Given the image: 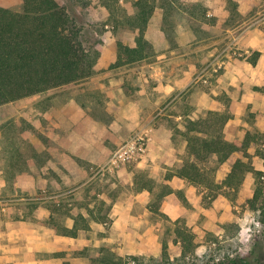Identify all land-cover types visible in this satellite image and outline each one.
<instances>
[{"label":"rangeland","instance_id":"obj_1","mask_svg":"<svg viewBox=\"0 0 264 264\" xmlns=\"http://www.w3.org/2000/svg\"><path fill=\"white\" fill-rule=\"evenodd\" d=\"M136 1L120 0L118 12L111 16L100 0H59L83 16L91 30L101 31L99 68L74 85L0 106V166L15 152L30 156L33 142L48 138L41 124L50 128L49 121L40 117L38 109L61 119L74 97L87 102L97 115L98 91H79L91 85L97 90L99 76L109 74L121 85L117 96L140 99L139 92H144L142 100L148 96L154 103L150 113L126 139L108 149L103 162L76 158V178L69 193L51 195L48 183L47 192L25 194L24 200L0 196V206L7 208L4 212L0 207V224L15 219L24 221L23 231L38 229L44 235L53 231L60 236L74 222L77 237L58 239L60 246L72 250L55 253L53 264H100L106 257L122 264H158L164 244L170 264H264V0H155L145 31L153 46L151 55L134 63L123 57L118 64L119 42L136 47L138 31L128 25L137 12ZM0 6L23 11L22 0H0ZM193 122L205 132L202 136L249 141L247 156L238 152L221 164L215 157L201 164L221 185L240 161L236 187L190 183L185 202L161 211L166 180L179 165L193 160L186 152ZM145 126L150 128L156 155L174 165L155 182L147 205L138 201L131 211L133 218L121 224L109 216L113 204L121 196L130 199L137 192L133 180H143L144 175L137 172L135 161L112 165L111 159ZM24 181L36 182L33 177ZM257 185L261 210L253 207ZM92 213L98 214V220L90 218ZM4 229L0 227V238ZM180 229L193 235L194 251L185 259Z\"/></svg>","mask_w":264,"mask_h":264},{"label":"crops","instance_id":"obj_2","mask_svg":"<svg viewBox=\"0 0 264 264\" xmlns=\"http://www.w3.org/2000/svg\"><path fill=\"white\" fill-rule=\"evenodd\" d=\"M115 62L111 60L110 63ZM98 68L99 64L95 69ZM96 83L97 90L91 85L88 90L83 89L79 93L93 94L98 91L100 102L97 105L100 110L97 115H93V109L88 107L87 102L74 97L68 105V111L61 113L63 114L61 119L55 115L48 117L46 109H38L37 113L40 117L42 119L46 117L49 121L50 128L41 124L42 131L48 138L36 139L30 156L15 152L5 158L3 161L5 164L0 166V196H14L16 200H24L25 194L40 192L42 195L47 192L48 183H50L48 190L51 195L62 196L69 193L72 181L76 178V160L93 164L103 162L108 149L120 144L133 129L139 127L145 115L150 113V108L154 106L153 100L148 96L142 100L144 92L141 91L140 99L132 100L115 95V91L119 90L121 85L117 84L114 78H110L109 74L99 76ZM76 95L72 94V96ZM19 115L24 114L19 113ZM150 145L152 149L149 148L146 155L135 161L137 172L144 175L143 180L137 181L135 178L132 182V187L137 192L132 193L130 199L121 196L113 204L109 216L121 224H126L133 218L131 211L138 201L143 206L147 205L148 196L155 191V182L174 165V163L170 164V160H160L153 150V139ZM182 166L179 165L176 169L179 170ZM178 170L173 172L170 180H166L168 189L163 194L161 211L176 208L180 202H185L190 196L187 190L190 182L175 175ZM26 177H33L36 180L35 185L26 183L24 181ZM171 203L173 206H170ZM0 207L2 211H7L4 206ZM96 215L98 214H89L90 218L97 219ZM23 223L24 221L15 219L2 220L0 227L6 229L2 231L0 238V264H53L56 261L55 253L72 250L60 246L58 239L72 240L73 236L69 232L74 230V222L71 229H67L60 236L53 231H47L46 235L38 229L23 231L20 228L23 227ZM33 224L42 227L29 223V225Z\"/></svg>","mask_w":264,"mask_h":264},{"label":"trees","instance_id":"obj_3","mask_svg":"<svg viewBox=\"0 0 264 264\" xmlns=\"http://www.w3.org/2000/svg\"><path fill=\"white\" fill-rule=\"evenodd\" d=\"M82 1V0H79ZM111 16L118 12L120 0H100ZM23 11L15 12L0 6V106L18 102L33 96L47 94L68 87L93 76L100 57L99 37L101 31L91 30L85 18L72 12L67 4L59 0H22ZM137 12L129 19L128 25L138 31L136 47L118 43V64L123 57L127 63L148 58L153 46L145 38V31L151 21L156 4L155 0H137ZM95 33V34H94ZM191 123L187 138L186 152L193 160L186 161L175 175L191 184L206 188L236 187L238 161L233 171L217 185L201 164L215 157L219 164L225 162L234 153L247 156L249 141H227L221 137L202 136ZM241 180V179H240ZM261 196V187L257 185L253 207ZM79 228L75 226L70 235L77 237ZM181 258L185 259L194 251L193 235L180 229ZM158 264H170L168 246L164 244ZM100 264H122L119 260L106 257Z\"/></svg>","mask_w":264,"mask_h":264},{"label":"built area","instance_id":"obj_4","mask_svg":"<svg viewBox=\"0 0 264 264\" xmlns=\"http://www.w3.org/2000/svg\"><path fill=\"white\" fill-rule=\"evenodd\" d=\"M151 139L150 128L143 127L117 149L111 159V164L117 165L122 162L138 160L146 152V146Z\"/></svg>","mask_w":264,"mask_h":264}]
</instances>
